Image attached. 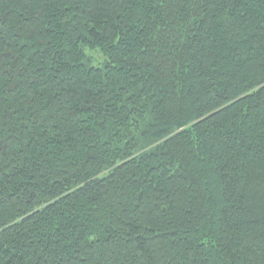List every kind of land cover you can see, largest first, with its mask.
<instances>
[{"label":"trees","instance_id":"obj_1","mask_svg":"<svg viewBox=\"0 0 264 264\" xmlns=\"http://www.w3.org/2000/svg\"><path fill=\"white\" fill-rule=\"evenodd\" d=\"M0 264H264V0H0Z\"/></svg>","mask_w":264,"mask_h":264},{"label":"rangeland","instance_id":"obj_2","mask_svg":"<svg viewBox=\"0 0 264 264\" xmlns=\"http://www.w3.org/2000/svg\"><path fill=\"white\" fill-rule=\"evenodd\" d=\"M89 54H91L94 57V59H95L94 64L95 65H101L102 64L104 57L99 50H89Z\"/></svg>","mask_w":264,"mask_h":264}]
</instances>
